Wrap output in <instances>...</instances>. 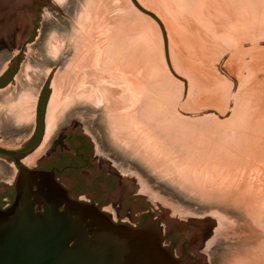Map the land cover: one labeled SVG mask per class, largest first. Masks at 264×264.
<instances>
[{
  "label": "rangeland",
  "instance_id": "1",
  "mask_svg": "<svg viewBox=\"0 0 264 264\" xmlns=\"http://www.w3.org/2000/svg\"><path fill=\"white\" fill-rule=\"evenodd\" d=\"M136 2L46 0L39 38L28 46L17 84L29 94L31 114L21 117L14 84L9 143L20 147L30 137L45 81L51 86L49 135L57 74L66 81L64 97H79L78 84L86 79L93 97L63 106L49 143L65 121L61 130L76 128L93 140L101 162L121 178L106 193L109 208L131 221L162 217L179 243L194 241L191 249L204 264H264V0ZM111 45L113 53L106 51ZM93 50L104 52L97 53L101 65L113 56L115 71L123 73L121 85L104 83L119 87V102L110 99L115 106L105 99L107 80L96 77L110 71L91 67L87 76L82 69Z\"/></svg>",
  "mask_w": 264,
  "mask_h": 264
},
{
  "label": "water",
  "instance_id": "2",
  "mask_svg": "<svg viewBox=\"0 0 264 264\" xmlns=\"http://www.w3.org/2000/svg\"><path fill=\"white\" fill-rule=\"evenodd\" d=\"M18 165L15 199L0 207V264H179L157 219L116 222L73 197L54 170Z\"/></svg>",
  "mask_w": 264,
  "mask_h": 264
},
{
  "label": "flooded vegetation",
  "instance_id": "3",
  "mask_svg": "<svg viewBox=\"0 0 264 264\" xmlns=\"http://www.w3.org/2000/svg\"><path fill=\"white\" fill-rule=\"evenodd\" d=\"M45 4L46 0H0V116L5 117V121L0 119V124L4 125L0 128V207L10 206L15 199L18 162L30 168L54 170L58 181L73 197L101 207L116 222L139 226L149 217L157 219L163 229V245L173 250L179 264H204L203 257L191 249L194 241L179 243L162 217L149 214L140 220L131 221L109 208L111 201L106 193L117 188L121 178L101 162L93 140L88 139L86 133L72 127L61 130L69 122L65 121L49 143L52 135L47 134V120L44 117L51 88L47 81L42 84L35 97L34 114L31 118L33 128L27 142L20 147H13L9 143L10 118L14 108L13 87L16 84L15 90L20 94L18 107L25 109L29 94L18 87V77L27 59L28 46L39 38V22L42 20ZM14 12L19 14L13 18ZM46 147L52 149L49 155L46 154ZM39 150L43 152L41 155L37 152ZM32 157H37L36 163L29 162Z\"/></svg>",
  "mask_w": 264,
  "mask_h": 264
},
{
  "label": "bare ground",
  "instance_id": "4",
  "mask_svg": "<svg viewBox=\"0 0 264 264\" xmlns=\"http://www.w3.org/2000/svg\"><path fill=\"white\" fill-rule=\"evenodd\" d=\"M103 1V0H102ZM107 6V5H106ZM119 7V6H118ZM122 7V6H121ZM107 8V7H106ZM120 8V7H119ZM127 8H128V6H127ZM126 8V9H127ZM122 10H124V9H121L120 11H122ZM134 11L135 12V8L133 9H131V11ZM137 10V9H136ZM108 11V10H107ZM130 11V12H131ZM133 11H132V13L131 14H133ZM97 13H98V11H97ZM101 13V12H100ZM99 13V14H100ZM136 13V12H135ZM138 13V12H137ZM99 14H97V15H99ZM102 16H103V13L101 14ZM124 16V15H123ZM102 19V18H101ZM86 23V22H85ZM111 23V22H110ZM112 24V23H111ZM106 25H107V23H106ZM121 25V24H120ZM83 26V25H82ZM115 26V25H114ZM118 26V25H117ZM86 27V26H85ZM113 27V26H112ZM116 27V26H115ZM109 28V27H108ZM108 28H107V31H110L111 30V28L108 30ZM112 32V31H111ZM114 32V31H113ZM132 32V31H131ZM130 32V33H131ZM123 33H125V32H123ZM129 33V32H128ZM92 35H93V37H94V34L93 33H91ZM106 35L107 34H109V32L108 33H105ZM118 34V33H117ZM92 35H91V37H92ZM110 35V34H109ZM105 36V35H104ZM88 37V36H87ZM101 38V37H100ZM109 38V37H108ZM87 40V42L90 40L89 39V37L88 38H85L84 37V40ZM115 39V38H114ZM117 39V38H116ZM82 40H83V38H82ZM104 40V39H103ZM102 40V41H103ZM129 40V39H128ZM56 41V40H55ZM58 41V40H57ZM100 41V43L102 42L101 40H99ZM112 41V40H111ZM89 43V42H88ZM103 43V42H102ZM116 43V42H115ZM107 44V43H106ZM118 44H119V42H118ZM126 44V43H125ZM125 44H123V47H124V45ZM89 45V44H88ZM106 46V45H105ZM97 47V46H96ZM102 46L100 45V48H101ZM104 48V47H103ZM116 48H117V51H119V50H121L120 48H119V45L118 46H116ZM122 48V47H121ZM99 49V48H98ZM82 50V49H81ZM86 50H88V49H86ZM90 50V49H89ZM92 50V49H91ZM114 50V51H113ZM134 51H136L137 49H136V47H135V49H133ZM93 51H96V50H93ZM103 51V50H102ZM106 51L107 52H109V53H113V52H115V49H114V47L111 45V46H108L107 48H106ZM117 51H116V53H117ZM134 51H132L131 50V52H133L134 53ZM60 52V51H59ZM86 52V51H85ZM106 52V53H107ZM57 53V52H56ZM98 51H96V52H94V53H90V55H87V57H86V60L84 61V63L82 64L83 66H82V69L83 68H86L87 70H86V72L84 73L85 75H87V76H89V74H91V72H94L93 71V69L91 70V67L93 68L94 67V70H95V68L98 70V72H100L99 70H101L102 72L103 71H110V74H109V76H99V75H97L96 76V72H95V74H94V76H96L98 79L97 80H100V81H105V80H107L106 82H103V84L104 83H106V85H107V83L110 81V82H112V83H117L116 85H118L119 83H120V85H121V83H124L122 80H123V77H120L119 78V75H121V74H123V73H117V71H115L116 70V66L117 65H115V64H118V63H114L116 60H115V58L113 59V56L112 57H106V55H105V62H101L102 63V65L100 64V62H99V60L98 59H100V56L101 55H98L99 53H101L102 55H103V53L100 51L98 54ZM119 53V52H118ZM120 54H121V52H120ZM129 54H131V53H129ZM136 53H134V55H135ZM81 55V54H80ZM108 55H110V54H108ZM122 55V54H121ZM133 55V54H132ZM133 55V56H134ZM120 56V55H119ZM102 57V56H101ZM129 58V57H128ZM127 58V59H128ZM135 60H137V59H135ZM95 61V62H94ZM93 62V63H92ZM103 63L105 64V65H103ZM135 63V62H134ZM88 67V68H87ZM117 69H119V68H117ZM96 70V71H97ZM85 71V70H84ZM119 71H121V70H119ZM105 73V72H104ZM106 73H108V72H106ZM119 74V75H118ZM125 74V73H124ZM101 75V74H100ZM91 76V75H90ZM122 76V75H121ZM73 77V76H72ZM92 77H93V75H92ZM95 79V78H94ZM118 79H122L121 81L122 82H120V80L118 81ZM72 80V79H71ZM96 80V79H95ZM109 80V81H108ZM85 81H86V79L85 80H83V81H81L79 84H78V89H81V90H79L80 92H77V96H79V97H93L92 96V93H91V95H87V92H90L91 90H90V88H88L87 86H85ZM127 81H129L128 79H127ZM126 81V83H130V82H127ZM65 83H66V81L64 80V76L62 75V76H59V74H57V77H56V79H55V81L53 82V95H52V98H51V100H50V104H49V109H48V132H49V134H50V131H51V129H53V126H54V124H55V121H56V119H57V115L59 114V112L61 111V109L63 108V106L64 107H66V106H68L70 103H71V101H74V100H76L77 98H79V97H75V96H65L64 97V95H63V90H62V87L63 86H65ZM102 83V82H101ZM100 83V84H101ZM131 83H132V81H131ZM77 84V83H76ZM103 84H101V85H103ZM111 84V83H110ZM133 84V83H132ZM101 85H99L100 87H101ZM105 84H104V95H105V99L109 102L110 101V99H111V97L112 96H114L115 97V99L117 98L116 96H115V94L117 93V91H118V88H114V89H111L110 88V86L109 87H107ZM108 85H109V83H108ZM112 85V84H111ZM115 85V84H114ZM91 86V85H90ZM113 86V85H112ZM124 86H126L125 84H124ZM130 86V85H129ZM128 87V86H127ZM92 88V87H91ZM131 88H132V85H131ZM77 89V88H76ZM121 89H123L122 87H121ZM100 90H102V89H100ZM122 92V91H121ZM134 92V91H133ZM120 93V92H119ZM134 93H136V92H134ZM153 94V93H152ZM95 95V94H94ZM120 95V94H119ZM124 95V94H123ZM136 95V94H135ZM95 97V96H94ZM121 97V96H120ZM163 97V96H162ZM87 99H89V98H87ZM124 99V98H123ZM152 99V98H151ZM117 100V99H116ZM112 101V100H111ZM110 101V102H111ZM118 101V100H117ZM121 101V100H120ZM115 103H117L116 101H114ZM119 102V101H118ZM115 103H112L111 102V105L113 104H115ZM121 103V102H120ZM123 103V102H122ZM138 103V102H137ZM119 104V103H118ZM118 104H116L117 106H118ZM124 104V103H123ZM138 104H140V103H138ZM170 104V103H169ZM134 105V104H133ZM115 106V105H114ZM129 107V106H128ZM152 107V106H151ZM123 108H125V107H123ZM29 109H30V107H29ZM32 109V108H31ZM26 110H28V107H25V113L24 114H22L21 115V117L22 118H26V117H28V116H30V114L31 113H27L26 112ZM165 110V109H164ZM145 111V110H144ZM147 112V111H146ZM165 112V111H164ZM136 114V113H135ZM166 114V113H165ZM173 114V113H172ZM141 115V114H140ZM149 116V115H148ZM165 116V115H164ZM180 117V116H179ZM120 118V117H119ZM132 118H133V116H132ZM137 118V117H136ZM136 118L134 119V122H135V120H136ZM127 119V118H126ZM139 119V118H138ZM125 120V119H124ZM122 121V120H121ZM120 121V122H121ZM180 121V120H179ZM119 122V123H120ZM123 122V121H122ZM126 122V121H125ZM133 122V123H134ZM138 122V121H137ZM128 124V123H127ZM126 124V125H127ZM132 124V123H131ZM136 124L138 125V123H135V125L133 124V125H130V126H136ZM141 124V123H140ZM151 124V123H150ZM143 125L144 124H142V127H143ZM128 126V125H127ZM130 126H129V128H130ZM140 126V125H139ZM145 126V125H144ZM147 126H150V125H147ZM159 126V125H158ZM146 127V126H145ZM163 127V126H162ZM134 128V127H133ZM137 128H141V126L140 127H137ZM151 128V127H150ZM160 128V127H159ZM136 129V128H135ZM143 129H144V127H143ZM139 130H141V129H139ZM138 130V131H139ZM145 130H146V128H145ZM148 130V129H147ZM137 131V130H136ZM152 131V130H151ZM154 131V130H153ZM167 131V130H166ZM169 131H170V128H169ZM144 132H146V131H144ZM148 132V131H147ZM161 132V131H160ZM142 133H143V130H142ZM156 133V132H155ZM145 134V133H144ZM147 134H149V135H152V132H150L149 131V133H147ZM156 134H159L158 133V131H157V133ZM167 134V133H166ZM146 135V134H145ZM154 135V134H153ZM165 135V134H164ZM164 135H162V138H164L163 140L165 141L166 140V138H165V136ZM157 136H161V135H157ZM145 138H146V136H145ZM148 138H149V136H148ZM150 139V138H149ZM152 139V138H151ZM155 139V138H154ZM30 158V157H29ZM36 161H37V157L36 158H33L32 157V159H30V161L29 162H31V164L32 163H36ZM27 162V161H26ZM245 200V199H244ZM251 263V262H250Z\"/></svg>",
  "mask_w": 264,
  "mask_h": 264
}]
</instances>
